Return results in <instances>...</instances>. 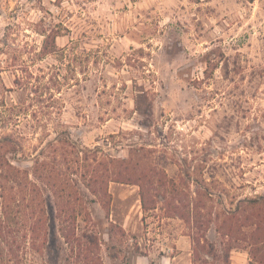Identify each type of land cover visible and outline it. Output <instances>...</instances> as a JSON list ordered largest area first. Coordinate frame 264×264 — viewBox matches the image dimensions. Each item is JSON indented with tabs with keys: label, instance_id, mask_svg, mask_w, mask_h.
Masks as SVG:
<instances>
[{
	"label": "rangeland",
	"instance_id": "374dc122",
	"mask_svg": "<svg viewBox=\"0 0 264 264\" xmlns=\"http://www.w3.org/2000/svg\"><path fill=\"white\" fill-rule=\"evenodd\" d=\"M42 22L62 35L38 56ZM64 130L100 157L143 148L156 207L143 208L139 185L111 181L107 211L80 182L74 220L41 187L33 205L8 203L0 264H264V0H0V139L23 147L7 157L31 172ZM238 206L231 236L221 220L208 227ZM252 220L263 225L254 243Z\"/></svg>",
	"mask_w": 264,
	"mask_h": 264
},
{
	"label": "trees",
	"instance_id": "16d2710c",
	"mask_svg": "<svg viewBox=\"0 0 264 264\" xmlns=\"http://www.w3.org/2000/svg\"><path fill=\"white\" fill-rule=\"evenodd\" d=\"M36 31L44 36L41 47L37 52L38 56L48 55L58 50L57 38L62 35L60 29H56V27H51L50 24L42 22L37 23ZM20 148L23 149V147L20 146V142L13 139L11 135L9 136L6 134L1 137L0 189H2V192L0 193V197H2L3 200L1 201L2 207L0 210V237L7 245H10V248H12V243L2 231L4 229L2 224L5 223L8 203L11 204L15 202L18 205L29 203L33 205L37 199L35 195L40 191L41 187H43V189H50L57 199L56 206L60 216L63 215L74 220L79 213L78 206L83 203V197L79 189L80 182L98 198V201L107 211L110 210L112 198V194L109 192V183L111 181L139 185L143 208L148 210L156 207V202L153 203V207L149 205L150 189L148 186L149 182H153L156 173L150 166L149 156L145 153H140L143 148L131 149L128 158H115L108 155L100 157L98 150L86 148L77 141L72 140L68 130L58 131L56 137L48 141L46 146L42 148L44 150L34 157V164L31 172L15 165L11 159L7 157V152H13L12 150ZM95 149H97V147ZM86 150H88V155L83 158L80 157L81 153H86ZM139 155L145 162L144 169L141 171L137 169L136 163ZM31 174H33L35 179L30 177ZM11 182L14 183L13 188L16 189V191L14 192L15 195L9 198L5 191L8 189ZM164 184L165 183H163V185ZM238 202H247L250 204L256 203V200L245 198L240 199ZM178 203L180 204L181 202ZM201 203V200H193L181 204L182 208L185 206L188 209L191 206V209H198ZM166 206L169 207V210L172 211L173 214H178L185 220H193L195 222L193 216L185 215V213L180 211V207L175 200L166 199ZM240 209L241 208L238 206L236 211L232 210L224 213H216L215 218L211 213L207 221L208 227L213 220H221L222 222L218 225V230L224 232L227 236H231L236 224L234 219L237 220V218H239V214L241 213L237 214V211ZM243 210V212L247 211L245 209ZM255 210L259 211L257 214H261L262 208L251 205L250 211ZM245 216L250 219L249 214H245ZM229 221L230 224H227L228 229L224 231L223 228L226 227L225 223ZM231 221L233 224H231ZM200 225L202 227L203 224ZM250 226L253 227L251 237L254 243L256 242L255 237H257L258 233L263 229V225L259 221L252 220ZM70 227L71 226H68L66 229H62V234L68 243L74 241L71 238L70 232L73 230H71ZM191 237L194 244H196V236L191 235ZM88 238L90 239L88 234H84V238L78 237L75 239L77 241H83L84 239L85 242H88ZM90 241L92 242L93 240L90 239ZM200 242L201 241H199V243ZM202 249L206 250L205 245L202 246ZM228 249L229 251L224 255L225 263L230 260L232 248L229 247Z\"/></svg>",
	"mask_w": 264,
	"mask_h": 264
}]
</instances>
